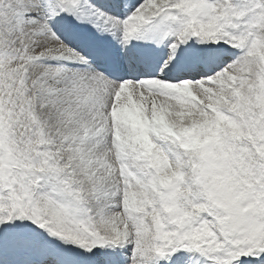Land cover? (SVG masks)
<instances>
[{"label": "snow or ice", "instance_id": "6c2138e0", "mask_svg": "<svg viewBox=\"0 0 264 264\" xmlns=\"http://www.w3.org/2000/svg\"><path fill=\"white\" fill-rule=\"evenodd\" d=\"M0 264H264V0H0Z\"/></svg>", "mask_w": 264, "mask_h": 264}]
</instances>
